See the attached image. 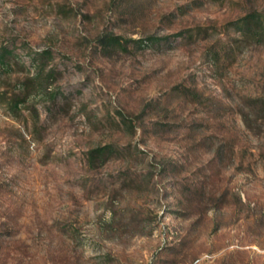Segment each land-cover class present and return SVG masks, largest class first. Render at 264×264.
I'll list each match as a JSON object with an SVG mask.
<instances>
[{"label": "rangeland", "instance_id": "1", "mask_svg": "<svg viewBox=\"0 0 264 264\" xmlns=\"http://www.w3.org/2000/svg\"><path fill=\"white\" fill-rule=\"evenodd\" d=\"M253 9L0 0V264H264V40L231 24Z\"/></svg>", "mask_w": 264, "mask_h": 264}, {"label": "trees", "instance_id": "2", "mask_svg": "<svg viewBox=\"0 0 264 264\" xmlns=\"http://www.w3.org/2000/svg\"><path fill=\"white\" fill-rule=\"evenodd\" d=\"M232 25L242 33L246 38H253L257 41L264 40V9H253L247 12L241 18L232 21ZM104 47H110L112 44L124 48V41L120 36L109 34L104 36L101 40ZM13 55V50L4 47L0 49V69L9 67V60ZM23 103L22 98L13 99L9 102V107L12 111H18L20 105ZM112 149L109 145L99 146L89 151V161L92 165L102 164L107 160V155L111 153Z\"/></svg>", "mask_w": 264, "mask_h": 264}]
</instances>
